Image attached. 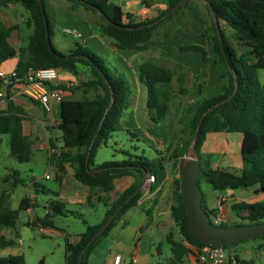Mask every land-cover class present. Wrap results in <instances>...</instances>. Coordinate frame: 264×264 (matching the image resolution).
<instances>
[{
  "label": "trees",
  "instance_id": "1",
  "mask_svg": "<svg viewBox=\"0 0 264 264\" xmlns=\"http://www.w3.org/2000/svg\"><path fill=\"white\" fill-rule=\"evenodd\" d=\"M67 1L73 8L81 6L100 14L102 19L100 30L113 38L120 50H147L146 44L158 34L161 27L163 31L160 34L164 38L187 37L190 31L185 29L187 24L184 19H191L194 14L190 11L187 16L183 11L191 0H165L167 10L160 16L133 23L130 21V15H125L121 7L112 0ZM205 1L210 6L208 7L205 3L210 24L207 25L203 35L210 45L209 53L218 70L219 87L222 93L214 97L205 95L207 50L199 45L178 47L177 50L183 53L200 52L203 58L202 69L196 75L195 97L186 104L177 120L184 132L188 134V139L174 146L166 145L163 153H168L167 159L165 156L158 160L139 157L95 165L94 158L98 148L106 145L111 135L119 130V121L129 107L131 88L127 78L123 74L112 71L103 57L79 44L68 54L58 51L52 41V25L45 0L41 2L40 0H0V10L10 4H20L29 13L30 17L26 25L33 30L28 43L16 49L10 43V38L19 29V25L7 26L0 16V66L10 59L18 58L15 70L19 75H24L29 68H56L77 76L80 73V65L87 67L91 72L88 81L70 89L71 92H74L76 88L82 90L83 96L77 100H63L61 103V120L58 128L61 132L62 145L60 153L51 154V163L57 168L59 182L62 181L65 165H69L78 182L98 188L104 194L99 196L98 200L104 202L107 211L98 224L91 225L85 221L86 230L80 235L79 240L74 243L69 242L67 245L66 264H78L79 255L89 240L120 205L138 191L87 250L83 259V264H87L88 255L109 235L124 214L140 206L139 201L143 191L139 188L142 186L144 177L147 175L155 177L151 191L155 190L167 176L166 163L168 162L172 165L171 171L174 176L170 214L182 236L181 241L175 240L171 233L167 236L173 253L171 264H186V258L190 252L188 245L194 247L204 245L189 232L182 201L181 182L177 177L180 160L191 146L196 153L199 165L206 173V177L200 178L199 185L206 182L213 190L220 193L249 188H255L257 195L264 193V83L259 79V71L264 70V0ZM42 7L45 9L52 50L46 39ZM211 10L215 12L219 20L222 42L215 28ZM176 16H178L176 21L170 24ZM227 29L232 31L237 46L227 35ZM67 56L72 57L65 59L64 57ZM138 74L141 83L148 91L147 107L150 113L148 116L153 124L159 125L167 118L171 110L174 96V72L158 62L145 61L138 67ZM91 92L95 94L89 96ZM9 93L7 90L8 96H10ZM179 93L187 95L188 90L181 87ZM25 119V111L10 98L7 107L0 110V135H10L11 154L20 162L30 161L34 153L32 143L24 133ZM200 123L197 142L194 143ZM153 130L149 129L151 135H155ZM221 132L243 134L241 153L245 164L244 170L213 169L211 155L201 152L207 135ZM51 148L55 149L53 143ZM13 175L16 177L12 183L15 188L22 181L18 171H14ZM127 176L133 177L134 183L119 193L118 197L109 204L111 193L115 190V181ZM33 184L36 194L45 193L42 185L35 181ZM35 206L30 197H23L19 207L12 208L8 202V196L2 193L0 230L15 228L20 212L28 211ZM202 206L210 217L216 213V210H207L204 200H202ZM231 208L241 220L248 222L247 225L264 223V200L240 201L234 203ZM64 214L65 203L58 199L52 200L47 206L45 219L41 223L50 227L52 218ZM147 214L149 215L150 212L147 211ZM13 244V239H7L0 234V248H7ZM0 264H26V262L23 255H9L0 258ZM38 264H45L44 259H41Z\"/></svg>",
  "mask_w": 264,
  "mask_h": 264
},
{
  "label": "crops",
  "instance_id": "2",
  "mask_svg": "<svg viewBox=\"0 0 264 264\" xmlns=\"http://www.w3.org/2000/svg\"><path fill=\"white\" fill-rule=\"evenodd\" d=\"M112 1L121 7L125 15H130V21L133 23H140L155 19L156 17L160 16L162 12L167 10V4L165 0ZM45 5L52 25V41L54 40V43L58 49L65 51V54L73 51L77 45L74 46L73 43H71L68 39H64L61 36L62 34L65 35V30L69 29L76 31L82 35V38L79 39L80 42H76V44H79L88 50L90 48L93 53L104 56V59L110 62L113 67L118 70L117 72L126 75L125 77L129 83L131 82L133 88L131 90L132 97H130L129 107L125 110V112L129 113L128 119L125 122V125L122 126L120 123L121 119L123 118L122 117L119 121L118 129L123 128L134 135H136L137 131H140L141 134L152 143V145L154 143V146H157V149L161 144H166V139L159 135H151L149 133L151 123L148 121L149 116L147 114L149 111L147 107L148 91L147 88L141 83L139 78L138 67L140 64L145 61H154L169 67L174 72L173 98L178 99L179 104L177 108L178 117H180L186 104L190 103L195 97L197 86L196 75L202 69L203 58L200 52L190 51L183 53L178 51L177 48L191 45L202 46L205 50H207L208 53L206 78L207 85L205 95L207 97H214L222 93V89L219 87L220 78L218 75V70L209 53L210 45L203 35L207 29L209 15L205 3L202 0H191L190 2L191 7H193L195 10L194 15L199 21V25L196 26L193 24L192 19H184L187 24L185 29H189L190 31V34H188L187 37H171L168 39L164 38L161 35L163 31V27H161L158 30V34L146 44L147 50L145 51L118 49L115 40L103 34L100 30L102 19L98 13H93L81 6L73 8L72 4L66 0H45ZM18 6L21 5L18 3L10 4L9 6L0 10L1 20L7 26H13L17 24L19 25V29L15 31L10 38V43L16 49L25 46V44H22L20 36H18V33L22 29L20 24L16 22ZM190 10H188L187 6L183 11L186 12L187 16H189ZM178 16H176L173 21L170 22V24L175 22ZM15 33H17L16 44L12 42ZM10 60L11 62L9 64L7 61L3 63L0 66V69L4 67H10L7 72H11L12 70L16 69L18 58H13ZM60 77L64 81L76 82L75 76L65 70L60 71ZM175 83L178 84L177 88L174 86ZM181 87L188 90L187 95H182L179 93ZM175 91H177L178 94H176L177 92ZM9 95L10 99H12L16 105L22 107L26 113V119L23 124L24 133L29 136L31 132L34 134L40 132L43 135L42 139H47L48 147L50 149L51 143H53V141L54 143H59V148L62 145L61 140L58 141L56 138L61 137L57 135V131H60L58 125L61 120V103H54L52 111L47 113L38 103L29 101L19 91L9 93ZM74 96V92H71L70 90L65 91L63 100L80 99L74 98ZM131 100L133 101L132 103ZM6 107L7 104H5L0 99V110L5 109ZM142 107L145 110L143 111L145 115H143L141 120V117H139V108ZM243 138L244 136L242 133L221 132L208 134L207 139L203 143L202 147L205 154L211 155V167L213 169H233L236 171L244 170L245 164L241 153ZM44 142L46 143V141ZM33 144L34 143H32V147H35ZM164 148L166 147L164 146ZM50 164L53 165L51 162ZM166 167L167 176L161 183H159L155 190L151 191L153 183L148 182L146 179L142 189L143 195L139 201L140 206L132 208L124 214L121 220L107 236L109 240H107L106 243L98 244L88 255L87 264H114V258L117 255H120L123 258L122 264L155 263L156 260L152 256L153 246L155 245L154 239L156 238L155 234L166 233L173 224V220L169 210H167V207H171L168 202L172 195L174 176L171 171V163H166ZM64 170L65 171L63 173L61 182L57 180L58 174H56V181L59 183V190L54 193L57 194L58 200L62 201L63 199L69 198L71 203L77 206H94L95 203L99 201L98 197L104 196V194L98 188L85 186L78 182L75 179L73 170L69 165H65ZM46 175L49 174L45 172L40 178L36 179L33 177L26 185V192H33L34 199H36L37 194L34 190V184L32 183L35 181L37 184L42 185L46 193L47 189L45 188L42 181L52 180L51 175H49L50 179H46ZM134 181L135 179L131 176L117 179L115 181V190L111 193V202L118 197L119 193H122L124 190L130 187ZM253 189L255 193V188ZM219 195H224L226 197L223 205V212L226 214H229V211L232 210V205L236 202L259 201L258 199L256 200V198H254V200L252 198L249 200L234 201V194L231 193V190H227L222 193L218 191H207L206 194L203 193V200L204 205L208 210H216L217 198ZM32 203L37 205L36 201H32ZM140 210L149 211L150 214L147 215V218H143L140 221H135L130 215H133L134 212ZM27 212L34 213L35 209L31 208ZM80 235L77 236L76 240L70 239L69 242L74 243L78 241ZM160 246L161 242L158 243V247ZM156 252L158 255H160V251L157 248ZM188 258L190 259L191 264H198L190 256H188ZM157 264L160 263L158 262Z\"/></svg>",
  "mask_w": 264,
  "mask_h": 264
},
{
  "label": "rangeland",
  "instance_id": "3",
  "mask_svg": "<svg viewBox=\"0 0 264 264\" xmlns=\"http://www.w3.org/2000/svg\"><path fill=\"white\" fill-rule=\"evenodd\" d=\"M190 2L188 4V10L191 9L194 11L192 12L195 13V10L193 7H191ZM29 17V13L22 6H18L16 22H18L22 28L18 33V36H20L22 44L25 45L28 43V38L33 32L32 28H28L26 25ZM191 19L193 20V24L196 26L199 25V21L196 19L194 14ZM207 24H210L209 19ZM226 31L227 35L230 36L232 43L237 46L236 40L232 36V31L228 29ZM61 37L68 39L71 43H73L74 46L77 45L76 42H80L79 39H76L71 35L62 34ZM12 42L16 44L17 33L14 34ZM53 44L57 50L63 54L66 53L65 51L56 47L54 40ZM89 51L93 52L90 48ZM100 56L104 58V56ZM105 61L112 71H118L110 62H108L106 59ZM10 62L11 60L7 61L8 64ZM9 68L10 67H4L1 69L6 70L7 72ZM79 71V75L75 76V81L78 85H81L89 80L91 77V72L87 67L82 65H80ZM117 73L121 74L120 72ZM124 76L126 75L124 74ZM259 79L262 83H264V70L259 71ZM129 85L132 90L133 88L131 82ZM174 86L177 88L178 84L175 83ZM0 89L2 91L4 90V87L1 84ZM74 93V98H81L84 94L83 91L78 88L74 90ZM94 94L95 93L91 92L89 96H93ZM176 94H178V92ZM132 102L133 101L131 100V103ZM178 104V99L173 98L169 115L159 125L153 124L150 120V117H148V121L151 123L150 129H154L153 131L155 135L164 137L166 139V144H161L157 149V146H154V143L152 145V143L147 140L140 131H137L136 135H134L128 130L120 128L111 135V137L107 140L106 145H102L98 148L94 158L95 165H99L104 162L123 161L129 158L135 159L139 157L149 160H158L165 156L167 159L168 153H163L165 151L164 146L177 145L189 137L188 134L184 132L183 127L177 121L179 118L177 108ZM143 111H145L143 107L139 108V117H141V120L143 115H145ZM147 114H150L149 111ZM128 115V112H125L123 115V118L120 122L122 126L125 125ZM57 135L61 136V132L57 131ZM42 137L43 135L40 132L35 134L31 132L28 138L30 142L34 143L33 145H35V147H33V156L28 162H20L11 154L10 135H0V197L2 193H5L8 196V202L12 208H18L23 197H30L32 201L37 202V205L34 208V213H28L27 211L20 212L15 228L0 230L1 235H4L7 239L14 240V244L12 246L0 248V258L9 255H23L25 257L26 264H38L41 259H44L45 264H66L67 245L70 239L76 240L77 236L86 230L85 221L91 225L100 223L105 216L107 207L104 205V202L100 201L96 202L94 206H77L72 204L69 198L63 199L62 201L65 203V214L52 218V226L50 227L44 226L41 223L45 219L47 206L50 201L58 199L57 194L54 192L59 190V183L56 181L57 170L54 164H50V148L48 147L47 139H42ZM56 140H61V137L56 138ZM44 141H46V143ZM54 145L58 148L59 143L55 142ZM201 152H203V147ZM188 154L194 158H197L192 146L188 150ZM14 171L19 172V178L22 181L15 188L12 185L14 178H16L13 175ZM45 172L52 176V180L42 181L47 191L45 194L42 192L37 194L36 199H34L33 192H26V185L31 178H40ZM10 174L11 177H9ZM200 188L205 194L207 191H215L206 182L201 183ZM231 193L234 194V201L249 200L252 198L253 200L254 198H256V200L258 199L259 201L264 200V193L257 195L254 193L253 188L232 190ZM110 203L111 201L109 204ZM168 204L170 206L172 205V195ZM167 210H169L170 213V207H167ZM147 215L148 214L146 210H140L134 212V214L130 216L133 217L135 221H140L143 218H147ZM225 215L229 220L228 227L248 224V222L241 220L235 211L231 210L229 211V214L225 213ZM170 233L173 235L175 240H182L180 231L174 223L166 233H156V238L154 239L155 245L153 246L152 250V256L156 260L154 264H157L158 262L160 264H170V260L173 257L171 245L167 240V236ZM107 240H109V238L106 237L100 243H106ZM159 242H161L160 247H158ZM156 248L160 251V255L157 254ZM225 248L228 253H234L237 256V264H264V238L250 239L228 245ZM186 263L191 264V261L188 257L186 258Z\"/></svg>",
  "mask_w": 264,
  "mask_h": 264
},
{
  "label": "water",
  "instance_id": "4",
  "mask_svg": "<svg viewBox=\"0 0 264 264\" xmlns=\"http://www.w3.org/2000/svg\"><path fill=\"white\" fill-rule=\"evenodd\" d=\"M42 0H40L41 2ZM206 3L205 0H203ZM207 4V3H206ZM208 7L209 4H207ZM179 7V5L177 6ZM176 7V8H177ZM175 8V9H176ZM44 22L46 25V39L50 49L52 50L50 35L47 26V19L45 14V9L42 7ZM214 25L217 30L220 41L222 42L221 27L217 15L211 10ZM142 28V27H138ZM72 57V56H71ZM70 56L64 57L65 59L71 58ZM75 57V56H73ZM89 59L86 56H83ZM201 128V123L198 125L196 131V138L194 143L197 142V136ZM206 177V173L203 171L199 165L197 158L190 156L187 153L181 158L179 165L178 178L181 182L182 187V201L184 204V210L186 213V219L188 224V229L190 234L200 243L210 246H223L236 244L239 242L247 241L255 238H264V223L262 224H252V225H239L231 227H216L212 224L210 215L202 206L203 192L199 185L200 178ZM147 179L144 177L142 186L139 190L143 189V185ZM136 191L131 195L120 207L114 212V214L108 219V221L103 225V227L89 240L86 246L81 251L78 264H83L84 255L93 242L104 232V230L111 224V222L116 218L117 214L124 208V206L133 198L137 193Z\"/></svg>",
  "mask_w": 264,
  "mask_h": 264
},
{
  "label": "built area",
  "instance_id": "5",
  "mask_svg": "<svg viewBox=\"0 0 264 264\" xmlns=\"http://www.w3.org/2000/svg\"><path fill=\"white\" fill-rule=\"evenodd\" d=\"M64 33L74 36L76 39L82 38L80 33L73 30L68 29ZM0 84L4 87L3 91L0 90V99L5 104L10 98L7 95V90L10 93L19 91L33 103H38L47 113L52 111L54 103H62L65 91L78 85L74 81H64L60 77V70L56 68H29L24 75H19L15 69L11 72L0 69ZM50 152L51 154L60 153V147L51 148ZM46 179H50V176L46 175ZM147 181L153 183L155 177L148 176ZM225 200L224 195L218 196L216 213L210 217L212 224L216 227H224L229 224V220L223 212ZM188 247L190 248L189 256L198 264H237L238 262L237 256L234 253H228L223 246L194 247L188 245ZM122 261L123 258L120 255L115 256L114 264H122Z\"/></svg>",
  "mask_w": 264,
  "mask_h": 264
}]
</instances>
